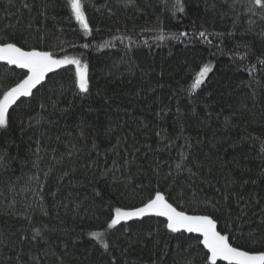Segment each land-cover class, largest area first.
<instances>
[{
  "label": "trees",
  "instance_id": "trees-1",
  "mask_svg": "<svg viewBox=\"0 0 264 264\" xmlns=\"http://www.w3.org/2000/svg\"><path fill=\"white\" fill-rule=\"evenodd\" d=\"M81 2L90 33L67 0H0V40L80 58L89 86L75 85V66L56 69L0 127V264H206L203 238L166 217L108 228L115 208L157 190L211 214L234 246L264 250V9ZM26 71L0 61V93Z\"/></svg>",
  "mask_w": 264,
  "mask_h": 264
},
{
  "label": "snow or ice",
  "instance_id": "snow-or-ice-1",
  "mask_svg": "<svg viewBox=\"0 0 264 264\" xmlns=\"http://www.w3.org/2000/svg\"><path fill=\"white\" fill-rule=\"evenodd\" d=\"M126 3H134V0H126ZM252 3L264 9V0H252ZM67 6L71 9V15L79 22L85 33H90L88 19L83 10L81 0H67ZM173 7L183 12L184 6L181 0H175ZM264 19V17H262ZM186 36L187 33H180ZM201 37L205 32L199 33ZM163 38V37H161ZM88 47L87 44L84 45ZM0 61L8 65H15L20 69H26V73L15 86L9 87L0 93V127H6L9 123L10 108L17 104L21 97H28L33 94V89L44 81L47 74L65 66H75V85L80 92L89 91L87 63L80 58L70 55L57 56L51 51L39 50L35 47L26 49L18 46L15 42L0 40ZM211 71L209 64H204L195 74L191 90L198 89L204 82V78ZM111 218L108 228L119 224L121 221H128L133 218L144 217L146 214H155L166 217V228L173 233L186 231L187 233H198L203 239L200 243L207 249L205 254L206 264H216L217 259L228 261L229 264H264V250L248 249L244 246H234L230 242V235L217 230L218 220L211 214L190 215L179 209L166 199L165 194L159 190L155 191L148 200L139 207L123 208L117 207ZM93 237L101 241L107 249L109 245L103 241V233L92 232Z\"/></svg>",
  "mask_w": 264,
  "mask_h": 264
},
{
  "label": "rangeland",
  "instance_id": "rangeland-1",
  "mask_svg": "<svg viewBox=\"0 0 264 264\" xmlns=\"http://www.w3.org/2000/svg\"><path fill=\"white\" fill-rule=\"evenodd\" d=\"M87 77H88V70H87ZM146 215H149V214H146ZM134 219V218H133ZM122 222V221H121Z\"/></svg>",
  "mask_w": 264,
  "mask_h": 264
}]
</instances>
